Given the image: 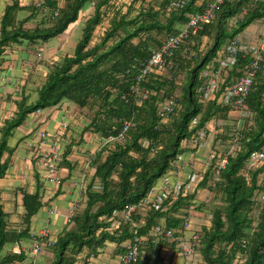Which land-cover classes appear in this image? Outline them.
<instances>
[{"label": "trees", "instance_id": "16d2710c", "mask_svg": "<svg viewBox=\"0 0 264 264\" xmlns=\"http://www.w3.org/2000/svg\"><path fill=\"white\" fill-rule=\"evenodd\" d=\"M211 1L186 0L183 7L166 15L163 10L171 0H129L123 5L124 10L116 5L117 0H33L28 5H21V0H6L0 17V58L20 48L37 57L50 40L68 33L79 22H83V27L71 54L47 60L49 72L41 76L36 102L27 105L23 98L12 118L2 122L0 179L7 169L3 156L12 152L8 140L32 113L62 103L75 104L79 110H86L88 122L83 131L92 132L102 140L116 136L122 121L134 114V124L125 133L124 141L109 142L95 155L92 161L95 173L85 189L86 200L71 217L73 229L63 230L46 248L52 258L49 264H79L80 254L97 257L109 245L115 247L113 264H121V257L133 244L135 230L145 239L143 259L137 264H264V204H259L258 209L255 201V193L264 192V180L260 177L264 166L247 170L250 154L264 151V65L253 79L245 100L250 115L240 118V129L224 127L221 123L216 126L217 135L223 139L232 140L239 133V150L220 171L219 182L214 181L213 161L203 172L191 167L190 175L198 173L201 177L192 191L186 194L182 191L159 209L152 205L139 207L131 221L121 223L118 230L110 228L111 219L118 218L115 212L137 206L168 173L176 156L185 152L182 141L199 129H206L212 119L225 120L230 111L218 100L228 81L213 101L200 102L197 90L203 83L202 73L226 42L264 20V0H224L213 20L190 35L175 52L173 60L177 69L171 72V80L167 75L149 74L137 82L140 63L177 34L190 15L202 13ZM109 10H112L109 24L99 42L94 43L95 31ZM248 63V57L239 56L230 71V79L239 77ZM136 85L153 92L139 107L128 103L125 97ZM171 95L178 96V107L164 125L158 111ZM194 118L198 122L191 127ZM61 162L62 159L59 166ZM95 180L101 185L99 191L93 189ZM203 189L211 194V199L193 203L197 192ZM23 207L25 227L12 230L0 204V264L23 261L24 256L12 253L11 247L29 235L31 218L42 207L38 192L24 195ZM191 210L208 214V223L201 221L194 225L191 219L189 228L184 230L185 218L191 216ZM155 226H161L163 233L171 230L173 240L155 239ZM192 234L198 235L196 262L180 256L181 245L189 244Z\"/></svg>", "mask_w": 264, "mask_h": 264}, {"label": "crops", "instance_id": "0c3cea01", "mask_svg": "<svg viewBox=\"0 0 264 264\" xmlns=\"http://www.w3.org/2000/svg\"><path fill=\"white\" fill-rule=\"evenodd\" d=\"M31 1L33 0H21V5H28ZM34 1L36 2V0ZM6 3V0H0V17ZM34 22L36 21L34 20ZM79 23L72 28L73 30L71 29L68 33L45 44L40 58L34 57L26 48H20L18 52H12L9 56L0 58V128L5 119L12 118L17 111L18 102L23 98L27 105L36 102L41 76H45L49 72L47 60L51 57H62L65 53L71 54L69 52L73 51L81 37L83 22ZM258 29H260L259 26L252 24L245 29L241 37L246 39L247 34ZM85 114V109L79 110L72 103H62L54 108L39 110L30 114L23 125L16 129L8 140L12 152L10 155L5 153L3 156L2 161L7 162V169L0 179V204L6 216L8 228L20 230L25 227L22 222L25 214L24 195H34L38 192L42 201V207L31 218L28 237L17 241L18 243L11 247L12 251L17 249L24 256L23 261L17 264H49L52 258L46 251L36 257L30 256L28 252L32 244L30 235L39 236L40 232L46 230L49 241L54 243L59 233L65 229L72 230L74 227L71 222V217L75 213H71L73 203L78 201V211L82 208L86 200L85 189L95 173L92 161L103 147V140L96 134L83 131L88 122ZM215 121L217 120L212 119L209 122L210 125L206 127L208 137L202 149L197 151L191 148L185 149L184 161L193 160V165L185 168L184 175L190 174L191 167L196 172L206 171L210 154L228 147L229 140L219 137L217 135L219 132L215 133V123H213ZM63 123L67 126L65 130L61 126ZM220 123L224 127L239 126L240 129L241 126L239 115L231 110L228 111L225 120L219 119L216 122L217 125ZM41 131H46L50 136L62 135L59 137V151L62 162H64H61L58 174L54 179H47L45 169L37 161H29V163L26 161L28 145L37 141V135ZM159 184L157 182L155 186L157 187ZM93 186L96 191L101 189L98 180H95ZM210 199L211 194L203 189L197 192L193 203L207 202ZM190 214L194 225L203 221L198 215H205L192 210ZM203 222L208 223L207 221ZM114 250L115 247L109 245L104 247L103 254L97 257L91 254L89 256L80 254L77 258L79 264L84 262L113 264ZM180 263H182V259H180Z\"/></svg>", "mask_w": 264, "mask_h": 264}, {"label": "built area", "instance_id": "2783aa9c", "mask_svg": "<svg viewBox=\"0 0 264 264\" xmlns=\"http://www.w3.org/2000/svg\"><path fill=\"white\" fill-rule=\"evenodd\" d=\"M186 0H171L163 12L168 15L171 12L177 11L179 8L183 7ZM224 0H213L206 4L202 13L192 14L189 16L188 22L180 29V31L165 40L158 48L154 49L151 53L150 58L144 63H140L137 78V82H140L145 76L149 74L167 75L169 80L172 79V73L177 69V64L173 60L175 52L183 46V43L190 37L194 35L197 31L204 25L209 24L214 16L215 11L219 5H221ZM122 3H129V0H117L116 5ZM242 14H246L245 10ZM112 16V10L103 18L102 23L97 28L98 34L102 35L106 30L109 19ZM254 25L260 27L257 31L247 34V38L243 39L241 34L238 35L234 40L226 42L218 51L217 57L207 64L203 73L202 79L203 83L198 88L197 93L200 95V102L203 104L213 101L218 97V92L221 86L225 84L226 81L229 84L226 85L225 91L218 98L219 103L223 107H229L232 112H236L240 118H246L250 115L248 106L245 100L250 92L253 84V79L256 74L262 70L264 65V20L260 21ZM96 32V33H97ZM184 56L188 57L186 51H184ZM248 57L249 63L242 70V74L237 77L230 79V71L234 69L237 64L238 57ZM38 58L41 55H37ZM172 72V73H171ZM229 77V78H228ZM153 92L148 89L141 88L136 85L131 89V91L125 96L128 103L139 107L144 101L149 99ZM124 98V97H123ZM178 107V96L171 95L166 98L159 107V117L161 122L166 125L169 121V116L174 113ZM134 114L129 119H125L121 124V131L116 136H108L103 140V146L109 142L117 141L123 142L124 135L130 127L133 126ZM198 118H194L190 126L195 127L197 125ZM63 130L67 128L66 124H61ZM217 124H214L215 133L218 132L216 129ZM213 127V126H212ZM232 133H230L231 136ZM233 135V134H232ZM50 136L46 131H41L37 135V141L28 145V158L29 161H37L40 166L45 169L47 179H54L58 174L59 163L61 161V153L59 151V137ZM208 134L205 128L199 129L196 133L191 135L190 138L182 141V149L191 148L193 150L202 149L207 140ZM239 133L229 140L228 147H226L223 152H213L210 154L209 161L207 162V167L213 161L215 163V168L213 171V177L215 182H219L220 171L224 169L227 161L230 157L235 155V152L239 150L238 146ZM222 151V150H220ZM193 165V160L184 161L183 154H179L170 164L168 175L160 179L159 186H154L150 189L147 196L141 200L137 206H128L126 209L122 210L120 213L115 212L117 219L112 218L111 230H118L121 223L131 221L133 214L140 207L145 209L147 205H152L156 209H159L167 200L175 199L183 191L186 194L187 191H191L193 187L201 180L198 173L184 175L185 168ZM264 166V151H257L250 154L247 161V170H256ZM261 180H264V172L260 175ZM96 189V188H95ZM183 194V195H184ZM255 201L259 204H264V192L259 190L255 193ZM78 208V201L73 203L71 213H74ZM184 214H189V211L183 210ZM191 216L188 215L185 218L183 229L187 230L190 226ZM135 237L132 245L127 247L126 253L121 257V264H137L138 261L143 259L144 253L142 248L144 247L145 239L137 235L136 230L134 231ZM153 236L155 239L164 237L168 240H173V232L167 230L163 233L161 226H155L153 229ZM32 239V244L28 249L31 257H36L43 253L46 248L51 246L53 242L48 239V232L42 231L39 236L30 235ZM184 239L182 238V241ZM189 244L183 243L181 245L182 259L188 260L193 259L195 262L199 260V246H198V235L192 234L189 240ZM14 254H20L18 250L13 251ZM191 257V258H190Z\"/></svg>", "mask_w": 264, "mask_h": 264}, {"label": "rangeland", "instance_id": "374dc122", "mask_svg": "<svg viewBox=\"0 0 264 264\" xmlns=\"http://www.w3.org/2000/svg\"><path fill=\"white\" fill-rule=\"evenodd\" d=\"M124 4H126V3H122V4H120L118 7H120V8H122L123 10L125 9V7L123 6ZM89 10H92V6L90 5V9ZM107 12V11H106ZM105 12V13H106ZM104 13V14H105ZM80 24V23H79ZM78 25V23L75 25V26H77ZM73 30V29H72ZM96 34H98V32L96 33ZM100 38H101V36L100 35H95V36H93V42L94 43H98L99 42V40H100ZM226 150V149H225ZM224 149H222V151H219V152H223V151H225ZM166 175H168V173L166 174ZM166 175H164L162 178H164ZM161 178V179H162ZM159 183H160V180L158 181ZM211 205L212 204H210L209 206H207L206 208L207 209H209L210 207H211ZM198 217L201 219V220H203V221H209V219H210V217H209V215L208 214H205V215H203V216H199L198 215ZM182 262H183V260H182Z\"/></svg>", "mask_w": 264, "mask_h": 264}]
</instances>
